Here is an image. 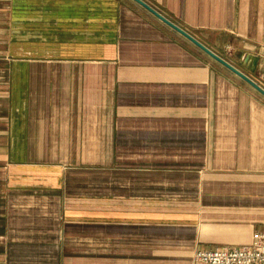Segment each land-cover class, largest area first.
I'll return each mask as SVG.
<instances>
[{
	"label": "crops",
	"instance_id": "obj_1",
	"mask_svg": "<svg viewBox=\"0 0 264 264\" xmlns=\"http://www.w3.org/2000/svg\"><path fill=\"white\" fill-rule=\"evenodd\" d=\"M142 1L264 89V0ZM17 20L6 45L40 50L0 69V264H144L145 229L193 225L195 251L264 232L262 96L130 0H0V35Z\"/></svg>",
	"mask_w": 264,
	"mask_h": 264
},
{
	"label": "rangeland",
	"instance_id": "obj_2",
	"mask_svg": "<svg viewBox=\"0 0 264 264\" xmlns=\"http://www.w3.org/2000/svg\"><path fill=\"white\" fill-rule=\"evenodd\" d=\"M18 19V16H17ZM21 28H25V24L22 21H16L11 23L9 29V34L7 31H1L0 39V69H6L7 65L10 64L12 66L14 61L24 60V56L29 54L26 50L29 48L33 50H40V48H35L32 46H25L17 44H11L10 46L6 45L7 37L13 36L14 38L17 36H22L23 32ZM13 37L10 38V43L13 41ZM4 41V42H3ZM17 45V46H15ZM28 48V49H27ZM29 51V50H28ZM230 58V57H229ZM228 59V58H227ZM235 66L234 60H227ZM180 193V195H179ZM182 192H171L167 191L161 192L159 196L171 198L173 196L170 195H178V199H182ZM145 193V196H147ZM151 195V194H149ZM161 202H164L163 199H160ZM172 202L173 201H169ZM164 209H170V207H163ZM162 208V209H163ZM172 209V208H171ZM144 264H151L150 262L153 260L161 262V264H190L191 257L193 252L196 249H199L198 246H195L194 243L195 238L198 236V229L193 227V225L185 228H160L158 230L153 229H145L144 232ZM201 249V248H200ZM86 250V249H85ZM154 256V258H152ZM70 264H89L91 263L88 258L80 257L79 259L73 258V263L68 261ZM105 261L103 260V255L98 256L96 264H103Z\"/></svg>",
	"mask_w": 264,
	"mask_h": 264
},
{
	"label": "built area",
	"instance_id": "obj_3",
	"mask_svg": "<svg viewBox=\"0 0 264 264\" xmlns=\"http://www.w3.org/2000/svg\"><path fill=\"white\" fill-rule=\"evenodd\" d=\"M192 264H264V232L254 234L244 246L197 250Z\"/></svg>",
	"mask_w": 264,
	"mask_h": 264
},
{
	"label": "water",
	"instance_id": "obj_4",
	"mask_svg": "<svg viewBox=\"0 0 264 264\" xmlns=\"http://www.w3.org/2000/svg\"><path fill=\"white\" fill-rule=\"evenodd\" d=\"M142 9H144L146 12H148L150 15H152L154 18H156L158 21H160L162 24L170 28L171 30L175 31L179 35H181L183 38H185L187 41H189L193 46L198 48L203 54H205L207 57H209L212 61L229 71L234 76L238 77L240 80H242L245 84H247L249 87H251L255 92H257L260 96L264 98V89L255 83L253 80H251L247 75L242 73L238 68H236L234 65L230 64L228 61L220 58L216 54H214L212 51L207 49L205 46L200 44L197 40H195L193 37L185 33L183 30L169 22L167 19H165L161 14H159L155 9H153L151 6L146 4L142 0H130ZM258 64V58L253 56H245L242 60V65L245 66V69H249L250 71H254Z\"/></svg>",
	"mask_w": 264,
	"mask_h": 264
},
{
	"label": "trees",
	"instance_id": "obj_5",
	"mask_svg": "<svg viewBox=\"0 0 264 264\" xmlns=\"http://www.w3.org/2000/svg\"><path fill=\"white\" fill-rule=\"evenodd\" d=\"M227 61V60H226ZM230 63V62H229ZM230 64H232V63H230ZM233 65V64H232Z\"/></svg>",
	"mask_w": 264,
	"mask_h": 264
}]
</instances>
